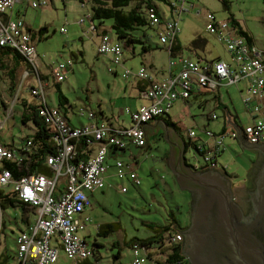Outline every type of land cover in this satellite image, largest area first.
Wrapping results in <instances>:
<instances>
[{"label":"built area","instance_id":"2783aa9c","mask_svg":"<svg viewBox=\"0 0 264 264\" xmlns=\"http://www.w3.org/2000/svg\"><path fill=\"white\" fill-rule=\"evenodd\" d=\"M88 0H84V4ZM191 0H168V15L160 10L150 9L148 18L150 25L154 27L161 45L169 49L180 33L181 13L193 9ZM27 2L33 9H42L49 5V0H0V47L10 48L18 51L31 65V70L25 71L21 78L20 88L27 87L31 95L35 97L40 106L45 110V122L50 128L53 138L60 147L55 156L47 158L50 176L38 174L18 181H13L10 172L3 167L6 161H21L16 159L15 153L0 138V186H12L18 197L35 209L34 221L27 230L20 233L17 238L16 260L18 264H57L59 261V249L53 246L52 241L60 242L63 254L70 264H79L81 261L91 257L90 247L87 242L79 236L89 223L90 217L84 215L90 206L87 193L100 191L105 187L104 175L107 171L106 159L109 149H126L129 145L138 148L146 146L145 125L149 122L168 114L177 101L189 98L193 90L198 92H216L221 86L231 85L240 79H247V97L244 100L245 107L252 113L253 120L250 124L237 128L233 126L219 134L205 130V135L214 141L215 153H221L225 149V139H237L242 137L248 144L264 146V61L262 53L256 47H249L245 39L235 34L229 21L219 22L211 13H207L206 30L216 40L225 45L232 60L238 67V73L232 76L229 65L223 61L199 62L190 57L179 55L176 62L169 56V68L179 65L178 75H172L163 81L154 80L153 75L147 67H140L135 73L129 70L123 72L122 77L126 80L137 78L148 85L144 89L143 96L149 101L136 110L125 108L123 114L130 118L129 127H114L111 123L97 121L96 123L81 128L71 127L56 107H46V94L44 86L38 81L34 85L25 86L24 81L29 73H33L40 80L38 69L39 57L36 48L28 32L27 25L21 19L13 20L9 11L18 3ZM84 4L81 7L84 8ZM160 12H162V19ZM90 15L79 20L83 26ZM92 29L94 26L92 25ZM95 30V29H94ZM66 34V29H61ZM98 53L110 57L116 66L124 64L123 46L112 39L109 34L101 35L98 43ZM169 54V51H168ZM73 68L71 59L58 63L51 67V75L56 83H62L67 79V71ZM112 73L113 69H109ZM28 72V73H27ZM226 80L228 84H224ZM254 101H256L254 103ZM16 103V100H15ZM11 109H7L5 117L13 116ZM47 108V109H46ZM10 114V116H9ZM90 120L95 119L94 113H85ZM216 119V116L213 117ZM1 123V121H0ZM230 126V125H229ZM4 125H0V134ZM189 138H197L193 130L185 132ZM87 137L89 146L96 148L93 155L87 159L77 161L75 165L70 161L75 155V142L79 138ZM30 145V142H28ZM204 166L199 163L193 165L195 171L199 170H225L214 162L213 153L203 156ZM116 178L123 180L127 178L134 186L141 185L134 170L126 171L125 164L121 160L115 161ZM64 178L66 186L57 196V188ZM121 191L126 188L121 186ZM0 209V228L1 213ZM170 241L174 244L183 242L180 233L173 235ZM133 260L131 264H146L145 255L135 245L132 249ZM98 264V263H97Z\"/></svg>","mask_w":264,"mask_h":264},{"label":"rangeland","instance_id":"374dc122","mask_svg":"<svg viewBox=\"0 0 264 264\" xmlns=\"http://www.w3.org/2000/svg\"><path fill=\"white\" fill-rule=\"evenodd\" d=\"M227 1V7L223 5L221 0L189 1L194 5V8L192 10L188 9L187 12L182 15L180 33L178 36V44L181 47V54L183 57H190L202 63L205 62V60L210 62L218 58L223 60L227 59L228 53L224 47L206 30V12L215 15L217 21H226L229 19L236 20L240 23L242 28L248 31L253 37L259 50H261V52L264 51V0ZM157 4L160 3L157 2ZM89 10L90 7L88 3L85 9L81 7L79 0H54V8L49 10L29 8L25 14L26 22L31 26L35 25L34 31L38 28L37 23H39L40 26H47L49 31L48 34L51 37L48 44H43V41L36 42V51L43 62L51 66L65 62V54L70 56L69 52L81 49L79 40L70 42L68 38L70 37V32L71 35H74L82 30L77 21L85 17ZM94 23L98 26L97 21ZM69 24L71 25L70 32L68 30ZM110 25L111 21H105L102 24L105 29L109 28ZM61 26H65L67 30L66 34L59 33V28ZM83 26L85 27L84 30L88 31V23L86 22ZM108 34L112 39L115 38L113 33L109 30ZM135 35H140L146 43L151 45L152 51L143 53L142 46L135 45L137 57L133 60L129 50L125 49L124 60H126V62L124 68L134 72L139 62L145 64L151 60L155 66V69H153L154 74H168L169 55L163 47H161V49H156V45L159 41L156 32L143 28L136 32ZM197 37H201L207 42L205 50L197 51L199 57L204 60L194 56L193 50L190 49L191 42ZM64 41H69L68 45L67 42L64 43ZM65 45L68 46L69 50H65ZM86 52L87 56L85 62H82L81 59L77 61L74 59L72 60L74 67L73 72L67 71V79L65 82H62L64 93H66L65 96L71 102L70 106L65 105V109L68 116L72 119V123L76 125H80L81 123L84 124L88 120L86 114L81 115L82 111L85 109H81L80 100L86 103V112L98 115V112H100L98 105H104L103 110L111 114L112 110L114 111L118 108V106H114V104L121 96L120 89L127 83V80L122 77L124 69L111 63V69L117 68L119 71L118 76L114 78L109 68L102 64V56L98 55L101 58L97 60L99 64H95L97 61L95 60L96 54L94 50H91L90 47H86ZM103 61H105L104 58ZM174 61L178 62L179 58H174ZM93 64L96 65L93 70L97 72V79L94 78V73L92 74ZM21 78L24 80L23 76ZM6 86L5 83H0V125H4L0 138L7 143H12L14 141L17 146L21 143L22 139L33 132V127L31 125H29V127L22 125L20 114L16 109L13 116L9 114L10 117L6 118L7 120H2V116L5 113L3 107L11 109L12 106H15V100L16 103H18L20 99H25L29 103H36V99L31 96L30 91L24 90L26 89L25 87L19 89V94L17 95L18 99L17 97L16 99H11L8 96ZM229 94L230 98L223 93L222 103H226L231 108L234 107L239 114L241 125H246L247 116L245 115V110L239 94L235 92V88H231ZM52 101L56 104L57 96H54V100L52 98ZM114 101L115 103H112ZM89 103H91V105ZM119 104H121V102H119ZM183 108H185V110H183ZM215 111L219 115L222 114V110H213L210 104L198 108L197 105L194 104L184 106L181 103H177L172 108L169 115L174 119H180L187 130L192 128L197 134L200 133L204 127H207L208 124L215 122L209 120V117ZM124 122H126V125H129V122L127 123V118L126 120L124 118ZM158 131L159 130L148 134V144L146 148H132L130 152L120 157L122 161L124 160L128 163L132 162L130 160L134 156H138L139 162L134 165V171L141 185L137 187L130 181H124L123 184L126 188V192H122L119 181H117L115 177L116 174H114V178L109 180L111 184L110 187L106 185L103 194H96L94 198H91L90 204H92L94 222L96 224L100 222H118L120 228L118 233L116 232L115 234L109 235L107 238H98L97 240L107 244H111L112 241L120 243L124 237L131 241L134 238L138 240H149L156 236L155 229H157L160 224L174 222L176 227L183 228L190 223L191 195L188 192L180 190L172 173L168 168L162 166L161 159L164 158V148L167 150L168 148L165 142L160 138ZM185 141L188 142V139ZM225 141L226 147L220 157L221 162L224 164L223 168H225L227 174H235L236 178L232 180L234 182L237 181V185L243 184L245 181L242 180L246 174L248 175L252 172H248L250 161L252 160V153L243 149L239 144H236V146L232 144L229 145L231 142L229 139L227 140V138ZM185 157L187 163L191 166L197 163H199L200 166L205 165L203 157L197 154L192 148H188ZM127 170H129V168ZM62 182H64V179L60 181V183ZM17 216H19V212L13 209H6L4 211V220L7 224H10L8 222L9 219L13 220ZM149 224H154L155 228L149 227ZM12 225H15L13 221ZM91 233V239L88 238L86 240L93 246L92 238L95 236V229L92 228ZM9 245L12 246L13 243L9 241ZM113 252L117 251L114 249ZM130 254L132 255L130 248H122L121 262L127 264L130 260Z\"/></svg>","mask_w":264,"mask_h":264},{"label":"trees","instance_id":"16d2710c","mask_svg":"<svg viewBox=\"0 0 264 264\" xmlns=\"http://www.w3.org/2000/svg\"><path fill=\"white\" fill-rule=\"evenodd\" d=\"M79 1L81 4H84V0ZM221 1L225 7L228 6L227 0ZM157 2H159L160 4H157ZM87 3L90 7V10L87 15H90V19L86 22L97 21L98 24L102 26L105 21H111L109 31L113 33L117 42H119L123 46V50H128L129 48L134 49L135 45H140L142 46L143 53L151 52L152 47L151 45L146 43L140 35H135V33L143 28L156 32L154 27L150 25L148 12L150 11V9H154L156 11L160 10L161 5H164L166 7L168 6V0H88L84 4L85 9L87 8ZM160 15L162 19H164V17L162 16V12H160ZM228 21L230 22L232 29L235 31V34L237 36H240L245 39L249 47H256L253 43V37L242 28L240 23H238L234 19H229ZM94 29L98 30L95 27ZM27 30L31 37L35 38L36 34L32 32L29 28ZM43 32H47V29L41 28L38 31V33ZM106 34H108V30H101V35ZM34 38L32 39L33 43ZM205 46L206 41L203 40L201 37H197L191 42L190 49L195 51L198 49H204ZM157 47H163L166 49V51H169V56L171 59L182 55L181 47L178 44V38H176V40L173 42L170 49L166 45H161L159 41L156 45V49H158ZM80 54L82 55L81 52ZM29 70H31V65L25 59V57H23L18 51L10 48L0 47V83L2 82L7 85V93L11 99H16L17 95L19 94L21 77L25 71ZM40 79L41 81L45 82L42 76H40ZM58 94V106L56 108L58 109L62 117L68 121L66 115L68 113L66 112L65 105L70 106V104L68 103V99L60 92V90H58ZM199 94L203 93L198 92L197 90H193L190 93L189 98L184 100L183 102H188L192 96ZM33 98L36 99L35 97ZM45 103L47 108H53L48 105L47 100ZM3 108L4 112H6V110L8 109H6L5 107ZM15 109L18 110L20 114L22 125L25 127H29V125H31L33 127V132L28 134L24 139H22L21 143H19L17 146L15 145L14 141L11 144H5L8 149L12 150L15 153L16 159H21V161H5L3 163L4 169L10 172L13 181H18L22 178H27L38 174L50 176L49 167L47 165V158L50 156H55L60 147L57 145L56 141L53 138V134L50 131V128L45 122V110L42 108V106H40L39 101L37 99L36 103L34 104L29 103L25 99H20V101L18 103H15V106L12 108L13 114L15 113ZM4 114L2 116V119H4L5 117ZM165 116L167 117L168 114H165L160 119L164 120L166 125L175 128L182 137V133L185 132V130L187 132L189 131L185 129L182 122H177V124H174L168 119H164ZM232 121L234 120L232 119ZM71 126L74 127L73 125ZM183 139H188V142H186V152L188 148H192L197 154L202 157L207 155L208 153H213L212 160L214 162H217L216 159L221 153H215L213 148L205 145L199 138L193 139L187 137L185 139L183 137ZM28 142H30V145H28ZM91 150L92 146H89V141H87V137L79 138L77 142H75V155L74 158L70 161V163L75 165L77 161L84 160L87 156V153H89ZM110 151H125V149L119 150L111 148L109 149V152ZM168 155L169 154L167 152L166 157L164 159L166 162L168 159ZM226 175L231 180L236 178L233 175ZM0 209L2 211L0 232L4 225V211L6 209L18 210L20 212V220L25 226H29L31 224V217L35 216V209L30 206V204L20 200L18 197V192H16L12 186H0ZM148 226L151 228H155L154 224H149ZM119 229V223L107 224L103 230L102 236L107 237L109 234H114L118 232ZM183 230L184 228L176 227L174 222H168L160 224L157 229H155L156 236L152 237L149 240H138L134 238L132 241L130 240L128 243L123 244V246L121 245L122 242L114 243L112 246L116 249L117 252L112 257V264L121 263L120 261L122 258V248L126 247L133 249L135 245L140 249V253L145 255L147 259L146 264H149V262H154L152 257L149 256L148 252L162 249L163 247H165V245L169 246L170 249V253L168 254L167 259L165 261L166 264H189L182 254V242L174 244L170 241L173 235L180 232L182 233ZM84 241L86 240L84 239ZM87 244L90 247L91 257H93L95 261L94 263H90L89 260L91 257H89L88 259L81 261L79 264H100L98 256H96L97 251L94 248V246L98 245L95 244L91 246L89 243Z\"/></svg>","mask_w":264,"mask_h":264},{"label":"crops","instance_id":"0c3cea01","mask_svg":"<svg viewBox=\"0 0 264 264\" xmlns=\"http://www.w3.org/2000/svg\"><path fill=\"white\" fill-rule=\"evenodd\" d=\"M160 7H161V9L163 11H165L166 15L169 14L167 8L164 5H161ZM29 8H30V6L28 5L27 2L18 3L9 11L8 15L13 20H16V19L23 20L25 22V24L28 26V28L32 32H34L36 34L35 38L34 37L33 38H34V45H35V48L37 50L36 42L43 41V44H48V42H50V40H51V37L48 34L49 31H48L47 26H40V24L37 23V27L38 28L36 29V31H34L35 25L31 26V25H29L26 22L25 14L29 10ZM52 8H54V0H49V6H46V7L42 8V9H37V10H49V9H52ZM186 12L187 11L182 12L180 14L181 15L180 17H182V15L184 13H186ZM207 13L208 12H206V15H207ZM38 17H39V15H38ZM226 21H228V20H226ZM226 21H222V22H226ZM219 22H221V21H219ZM77 23H79V21H77ZM87 23H88V31H85L84 30L85 27L80 25L82 30L80 29L81 31L78 32L77 34H74V35H71V32H70L71 31L70 30L71 25L70 24L68 25V30L70 32V37L68 38L69 41L70 42H72V41L74 42L76 40H79L81 49H79V50L77 49V50H74V51H71V52L68 51L70 53V56L65 54L66 57L65 56L64 57L66 58V60H68V59H72L73 60L74 59L75 61H77V60L81 59L82 62H85L86 61V56H87L86 47H90L91 50H94V53L96 54V57H95L96 61L99 58H101L99 56H102V55H100L98 53V48H97L98 43L100 41V37H101V30H110V27L105 29L104 26L102 27L99 24H98V26H96L95 23H94L95 27H97V29H98V30H94V29H92L91 23H89V22H87ZM41 28H46L47 32L38 33V31ZM63 28L65 29V26H61L59 28V33L60 34H62L61 33V29H63ZM246 32L248 33V31H246ZM54 33H56V32H54ZM79 34H81V35H79ZM69 41H64V43L67 42V45H68ZM253 43L259 49V47H258V45H257V43H256V41L254 39H253ZM219 44L222 45L224 47V49L226 50L225 45H223L221 43H219ZM67 45H65L66 47L64 46L65 50H69ZM206 46H207V42H206ZM206 46H205V48H206ZM76 48H77V46H76ZM205 48L204 49H198V50H205ZM128 50L131 53L133 60H135L136 57H137L136 56V48H134V49L129 48ZM198 50L193 51V55L198 57V58H200L199 54L197 53ZM80 52L82 53V55L80 54ZM125 52H124V55H125ZM226 52L228 53L227 50H226ZM167 53H168V51H167ZM37 55L39 57L38 69H39V72H40V76L43 77L45 82L36 79V77L34 76L33 73H29L30 76H28V78L26 79L24 84H25V86H27V84H29V85H31V84L33 85L34 84L35 85L36 82L38 83V81L40 83H42L43 86H44V90H45V94H46V100H47L48 105L51 106V107H57L58 106V95H59L58 94V90H60V92L64 96L66 95V93H64V90H63V87H62V83L61 84H56V82L52 78V75H51V67L52 66L46 64L45 62H43V60L40 58L38 52H37ZM103 58H104L105 61H103ZM262 59L264 61V51L262 52ZM101 60H102V64L107 66L109 69L111 68L110 65H111L112 61H111L110 57L102 56ZM201 60H204V59H201ZM220 60L225 62V63H227L229 65V68H230L232 76H235L238 73V67L234 63V61L232 60V58H231L229 53H228V56H227L226 60L218 58V59L210 61V62L220 61ZM125 62H126V60H124L123 66H119V68L124 69L123 72L125 70L132 71L130 69L124 68ZM205 62H209V61L205 60ZM95 64H99V61H97ZM95 64H93L92 73H94V78L97 79V77H98L97 76V72H96V70H93L94 67L96 66ZM143 65L146 66L149 69L150 73L154 77V80H156V81H163L165 79L170 78V76L172 75L171 74L172 72H173V75H178L179 70H180L179 66L177 65V66L174 67V69L172 68V72L170 71V68H168V74L169 75L167 73H155L154 74L153 69H155V66H154L153 62H151V60H149V62H147L145 64L142 63V62H139L137 68L134 69V73L136 71H138V69L140 67H142ZM73 68L69 69L68 71L73 72ZM118 73H119V71H118L117 68L113 69L114 78L116 76H118ZM114 83H115V80H114ZM228 83H229L228 80H226V82H224V84H228ZM125 84L126 85L122 89H120V91H121L120 98H118L116 100V103H115V101L112 102V103H115L114 106L116 105V106H118V108H116L114 111L112 110L111 114H108V113H106L103 110L104 109V105H98V107L100 108V110H99L100 112H98V115L94 114L95 115V120L94 119L90 120L88 118V120L84 124L81 123L80 125H76V124L72 123V119L68 116V114H66L70 124L73 125L74 127L81 128L83 126L92 125V124L96 123L97 121H99V122L100 121H105V122L111 123L114 127H129L130 126V118L128 116H126L125 114H123V110L125 108H130L131 110H136L141 105L147 104L149 102L143 96V93H142L144 91L145 87L148 84L146 82H144V81H138L137 78H130V79L127 80V83H125ZM27 87H25V88H27ZM231 88H235V92L237 94H239V96L241 98V102H242V105H243L244 110H245L244 112H245V115L247 116V124L246 125H248V124H250L252 122L253 115L244 105V100L247 97V88H249L247 79H240V80L236 81L235 83H233L231 85H227V86L223 85V86H221V88L217 89V91L213 92V93L212 92H203V94L194 95V96H192L189 99L188 102L177 101V102H175L173 104V107L177 103H181L184 106H187L188 104H194V105H197L198 108L199 107H204V106L210 104L212 106L213 110H215V109H219L220 111L222 110L221 111L222 112L221 115H219L215 111L209 117L210 118L209 120H211L212 122L215 121L214 123L208 124V126L204 127V129H202L200 133H197V138H199L208 147L214 146V141L212 139L208 138L205 135V130L206 131H211V132H213L215 134H219V133H221L224 130H229V128H231L232 126H233V128L234 127H238V126H241V127L246 126V125H241L239 114L234 109V107L231 108L226 103H222V100H223L222 95H223V93H225L227 95V97L230 98L229 90ZM24 90H27V89H24ZM54 96H57L56 104H54L53 101H52V98L54 100ZM119 102H121V104H119ZM255 102L256 101H254V103ZM68 103L71 104L69 99H68ZM89 104L91 105V103H89ZM262 104H263V107H264V101H263ZM80 106H81V109H83V108L85 109V110H83L85 113H88V112H86L87 111L86 110L87 105H86V103L84 101L80 100ZM183 110H185V108H183ZM169 114H170V112L168 113L167 117L166 116L164 117V119H168L170 122H172L174 124H177V122H181L180 119L179 120L174 119ZM122 116L125 118V120L127 118V123L129 122L128 123L129 125H126V122H124V118ZM214 116H216V119L213 118ZM232 119L234 121H232ZM161 120L162 119L158 118V119L148 123L144 127L145 128V132H146L147 143H146V146L143 147V148L147 147L148 134L149 133H154L157 130H159L158 132L160 134V138L162 139V141L165 142V140L163 139V136H164V123L162 122L164 120H162V121ZM190 129H192V128H190ZM190 129H188V130H190ZM228 139L231 142L229 145L232 144L233 146H236V144H239L241 146V144H240L238 139L227 138V140ZM241 139H243V138L241 137ZM3 142L5 144H7V145L11 144V143L5 142L4 140H3ZM165 144H166V147L168 148V150L164 148V150H165L164 151V158L161 159V164H162V166L164 168H168L167 162L164 159L166 157V153L168 152V154H169V146L167 145L166 142H165ZM225 147H226V145H225ZM132 148H138V147H136L134 145H129L125 149V151H115V152L110 151L109 152V154L107 156V159H106L107 171H106V173L104 175V178H105V187H104V189L106 188V185L108 187H110L111 184H110L109 180L113 179L114 178V174H116L115 161L116 160H121L120 157L122 155H125L126 153L130 152ZM95 151H96V148H93L89 153H87V156H86L85 159H87L90 155H93L95 153ZM223 152H221V154L216 159V161H217V163H218V165L220 167H224L223 162H221V160H220V157L222 156ZM130 161H132V162H128L127 163L126 161L123 160V162L125 164V170L126 171L135 170L134 165L138 164V162H139L138 161V156H134ZM128 168H129V170H127ZM228 174H230V173H228ZM230 175H232V174H230ZM233 176L236 177L235 174ZM62 179H64V178H62ZM117 181H119V186H123V187H124V184H123L124 181H128L129 182V180L127 178H124L123 180L117 179ZM65 186H66V180H64V182H62L59 185V187L57 188V193H56L57 196H59V194L62 192V190L65 188ZM104 189H102L100 191H96L94 193H87L89 201H91V198H94L96 194H103ZM15 211L17 212L18 210H15ZM92 212H93L92 204H90V206L85 210L84 215L90 217L91 223H89L87 225V227L85 228L84 231H81L79 233V236L82 239H85V240L88 239V238L91 239V237H92V233H91L92 232V228L95 229V236H93V238H92V240H93L92 243H93V245H95V244L98 245V246H94L95 250L97 251L96 252V256H98L100 264H112V262H113V258L112 257L116 254V252H113V250L115 248L112 245L114 243H117V242L116 241H112L111 244H107V243L102 242V241L97 240V239L98 238L99 239L100 238H107L109 235H111V234H109L107 237H103L102 236L105 226L107 224H117L118 222H112V223L100 222V223L96 224L94 222V220H93ZM31 218L32 219H30V220H31V223H32L33 220H34V216H32ZM20 219H21V217H20V212H19V216H17L15 219H13V220L9 219L8 220V222L10 224H7L6 221L4 220V225H3V228L1 229V232H0V264H18V262L16 260V254H17V249H18L17 238L20 235V233L26 231L27 227H28V226H25L24 224H22ZM12 221L15 223L14 226L12 225ZM119 231H120V229H119ZM9 241H11L13 243L12 246L9 245ZM129 241H130L129 239H126V237H124V239L121 241L122 242L121 245L123 246V244L128 243ZM86 242H87V240H86ZM87 243H89V242H87ZM52 244H53V246H56L59 249V261L57 262V264H70V261L68 259H66L65 255L63 254L60 242H58L56 240H53ZM131 251H132V249H131ZM148 253H149V256H151L152 259L154 260L153 263L149 262V264H166L165 261L167 259L168 254L170 253V249H169V246L165 245V247H163L162 249L155 250V251L148 252ZM132 258H133V251H132V255L130 254V260H129V262L127 264H131ZM94 261H95V259L93 257H91L90 260H89L90 263H94ZM120 264H124V263L121 262Z\"/></svg>","mask_w":264,"mask_h":264},{"label":"water","instance_id":"95a60500","mask_svg":"<svg viewBox=\"0 0 264 264\" xmlns=\"http://www.w3.org/2000/svg\"><path fill=\"white\" fill-rule=\"evenodd\" d=\"M89 23L95 27L93 21ZM162 122L163 139L169 146L167 166L180 190L196 195L190 225L180 232L187 262L264 264V180L253 195V211L245 215L234 201L227 173L194 171L186 161V141L175 128ZM237 139L243 149L264 154L260 146L248 144L240 136Z\"/></svg>","mask_w":264,"mask_h":264},{"label":"flooded vegetation","instance_id":"af4514ba","mask_svg":"<svg viewBox=\"0 0 264 264\" xmlns=\"http://www.w3.org/2000/svg\"><path fill=\"white\" fill-rule=\"evenodd\" d=\"M258 146L264 149L263 145H258ZM251 153H252V160L250 161L251 163L248 172L251 171L252 172L248 175L246 174V176L242 180L245 182L243 184L237 185L236 184L237 181L234 182L233 180L229 179L231 181V188H232L234 201L240 206V208L242 209L245 215H249L253 211V206H252L253 195L256 194L258 187L261 186L264 180V154L260 151H254ZM207 170L208 169H204L202 171L204 172ZM225 177H227V175H225ZM190 195H191V204H190L189 218L191 219L192 206L196 200V195H192V194ZM189 225L190 223L183 228L186 229L189 227ZM184 243H185V239H183L182 246H184Z\"/></svg>","mask_w":264,"mask_h":264},{"label":"clouds","instance_id":"9594fccd","mask_svg":"<svg viewBox=\"0 0 264 264\" xmlns=\"http://www.w3.org/2000/svg\"><path fill=\"white\" fill-rule=\"evenodd\" d=\"M113 73V72H112ZM159 118H161V117H159ZM158 119V118H157ZM156 120V119H155ZM154 121V120H153ZM152 122V121H151ZM150 123V122H149ZM147 125V124H146ZM145 125V126H146ZM237 128H241V126H238ZM185 132H186V130H185ZM185 132H183L184 134H185ZM185 139L187 138L185 135L183 136ZM146 143H147V140H146ZM193 167V166H192ZM223 168V167H222ZM195 171V170H194ZM199 171H202V170H199ZM219 171H221L222 173H223V170H219ZM224 172H226V170H224ZM183 243V242H182Z\"/></svg>","mask_w":264,"mask_h":264},{"label":"bare ground","instance_id":"6f19581e","mask_svg":"<svg viewBox=\"0 0 264 264\" xmlns=\"http://www.w3.org/2000/svg\"><path fill=\"white\" fill-rule=\"evenodd\" d=\"M49 6V5H48ZM157 35V34H156ZM32 38V37H31ZM33 39V38H32ZM37 53V52H36ZM93 74V73H92ZM24 79V78H23ZM29 92V91H28ZM34 104V103H33ZM65 119V118H64ZM72 127V126H71ZM116 149V148H115ZM82 161V160H81ZM193 165V164H192Z\"/></svg>","mask_w":264,"mask_h":264}]
</instances>
